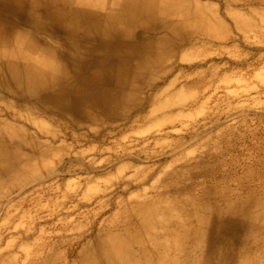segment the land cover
I'll return each instance as SVG.
<instances>
[{
    "label": "bare ground",
    "instance_id": "bare-ground-1",
    "mask_svg": "<svg viewBox=\"0 0 264 264\" xmlns=\"http://www.w3.org/2000/svg\"><path fill=\"white\" fill-rule=\"evenodd\" d=\"M234 43L264 58V0H0L1 227L12 224L0 264H264L261 161L259 173L214 182L219 144L206 139L164 167L115 163L112 174L94 177L85 164L111 166L112 156L131 151L128 135L106 150H77L58 131L71 129L79 142L148 107L130 124L147 126L136 143L146 147L143 137L154 133L155 148H179L198 117L211 120L255 90L243 86L237 70L248 54ZM214 58L232 68L208 63ZM226 129L219 136L229 141ZM96 152L104 155L98 163ZM64 158L85 177L42 185ZM127 171L107 213L106 192ZM129 184L140 190L128 192ZM28 192L29 200L21 196Z\"/></svg>",
    "mask_w": 264,
    "mask_h": 264
},
{
    "label": "rangeland",
    "instance_id": "rangeland-1",
    "mask_svg": "<svg viewBox=\"0 0 264 264\" xmlns=\"http://www.w3.org/2000/svg\"><path fill=\"white\" fill-rule=\"evenodd\" d=\"M235 45H237V52H245L248 54V57L243 58L242 62H240L242 64L239 68L241 69L237 70L244 81L243 86H247L249 88L253 87L255 90L247 95H243L237 101H231V105L222 106L219 107V109L214 108L212 105L209 109H216L213 113H211L213 110L210 112L211 114H213V118L211 120L209 119L203 121L202 117H198V122L194 126L195 129H189L192 131L193 137L189 134H185V139L183 140L184 143L181 145V147L176 148L172 146L169 150H163L157 147L155 148L154 137L156 138L157 134L154 133L145 134V137H143L144 139H146V147H144L141 142L136 143L135 139H138L139 137L137 136L138 132H143L147 126L142 127L141 125H134L133 128H131L130 124L135 119L136 114L147 112V110L149 109L148 107H141L132 112L127 118L128 121L117 123L113 127H106L104 129L98 130L99 134L97 136L83 137L79 140V142L75 141L71 137V129L67 131L58 130L59 134L61 136H65L67 138V143L70 146L75 147V149L77 150H85L89 146H96L99 150H106L113 145V141L121 138L124 134L128 135V139L125 144L131 151L127 152L123 156L120 154H116V157L112 156L111 166H108V168L105 169L93 171V167L90 168L87 164H85V166L89 168L88 170H86L90 172L92 171L91 173L94 177L100 175L104 176L107 172L111 173L112 170L116 168L112 166L115 163H118L119 165L129 163L133 164L134 166L151 167L152 169L164 167L168 162L179 156V153L186 150L188 147L196 145L199 141L206 139H210V141L213 139L219 144V154H217L216 159L219 162L220 166L215 167L211 171L212 173H214L212 175L216 177L213 179L214 182L222 181L225 185H227L230 179H233L235 182L238 181L245 172L253 170V172L259 173L257 162L261 161L262 163H264V58H260L262 55L256 50H248V48L245 46H239V43H236ZM211 61L215 63H221V65L228 63L227 67L232 68L231 63L228 62L225 58L209 59L208 63H211ZM176 67L177 66L175 65V67L173 68V71L175 73L177 72ZM181 68L183 72H188L189 70H191V67H188L186 65H182ZM164 82L166 81L159 82L158 85L163 86ZM147 94L148 96L152 95L153 90L150 89ZM222 95V91H219L217 97H220ZM235 102L237 105H235ZM187 110L188 109H186L185 112ZM170 112L171 109L166 113L170 114ZM225 129L233 130L234 138H231L229 139V141H227L226 137H220V132L224 131ZM109 130L113 132L112 137L105 136L106 132H108ZM171 131V126L165 127L160 132V135L166 136ZM174 138H176V135L172 134V138L169 140V143H172ZM213 144L214 143H211V145ZM141 147H144L145 150L143 151L150 152L151 156L145 157L143 154H141L139 152ZM92 157L93 160L98 163L104 158V155L96 152ZM193 159V161L196 160V158ZM207 159H210V157H208ZM61 164L62 166H60L59 171H55L51 175V178L47 176V178L40 183H42V185L52 184L55 186L57 184L72 182L73 180L85 177L86 175L81 171L82 169L77 168L79 167V165L76 162H69L66 158H64ZM83 169H85V167H83ZM131 173V171H127L120 178V181L117 182V184L113 188L108 190V192H106L109 194L111 201L110 207L107 208V213H112L115 210V203L122 195L121 189L125 186L124 183L121 182L127 180L130 177ZM212 183V180H210L206 184L211 185ZM138 187V184H129L128 192L139 191L140 189L138 190ZM18 195H20V192L14 191L11 197L15 198ZM21 196L25 197L27 200L32 198V194H30V192L22 194ZM103 200L104 198H101L96 202H92L91 209H98L101 201ZM24 209H28L30 211L33 210L30 204H27ZM1 210L2 209H0V244H3L6 240L9 239L11 235L9 226H12V224L8 223V225L4 228L1 227V222L6 217V212ZM107 213L100 220L105 219L107 217L106 215H108ZM41 215L42 216L40 217H43V219L46 218L45 214ZM43 222L42 224L40 223L41 226L44 225ZM54 223H56V221H54ZM15 254L19 255L20 257L24 256V254L19 252L18 250L15 251Z\"/></svg>",
    "mask_w": 264,
    "mask_h": 264
}]
</instances>
